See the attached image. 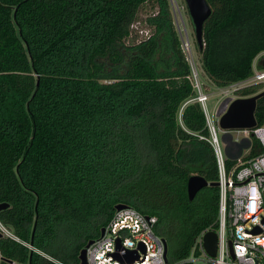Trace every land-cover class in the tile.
I'll return each instance as SVG.
<instances>
[{"label": "trees", "instance_id": "obj_1", "mask_svg": "<svg viewBox=\"0 0 264 264\" xmlns=\"http://www.w3.org/2000/svg\"><path fill=\"white\" fill-rule=\"evenodd\" d=\"M206 1L200 70L220 88L251 76L264 52V0ZM188 73L169 0H0V220L39 251L0 237V264H78L119 203L157 217L167 264H191L219 187ZM254 115L264 125V95ZM236 146L228 168L263 150L251 133ZM194 174L210 184L190 200Z\"/></svg>", "mask_w": 264, "mask_h": 264}, {"label": "built area", "instance_id": "obj_2", "mask_svg": "<svg viewBox=\"0 0 264 264\" xmlns=\"http://www.w3.org/2000/svg\"><path fill=\"white\" fill-rule=\"evenodd\" d=\"M175 14L180 11L176 1L170 0ZM170 3V4H171ZM172 8V10H173ZM172 14V12H171ZM174 14V15H175ZM180 16V12H179ZM181 47L189 66L186 76L191 83L194 96L187 102L199 103L208 129L207 141L212 146L218 176V213L215 227L201 230L194 238L190 254L184 262L191 264H264V125L251 129L223 130L219 126L217 111L222 102L216 103L212 110L208 107L211 93L204 89V84L190 49V40L183 22L176 21ZM146 38L149 31H141ZM257 56L253 61V73L248 78L218 88L221 99L229 98L239 89L252 84L264 85V67L258 68ZM228 135L231 141L225 142L219 137ZM232 131L251 133L263 150L259 154L242 159V152L237 155V162L229 168L226 165V146L230 145L233 154H237L236 144L240 139L233 138ZM200 138H204L200 136ZM157 217L146 215L135 208L125 206L115 209L104 232L93 239L86 248L87 264H167L164 259L163 238L155 232ZM208 231L216 233V252L214 256L204 247V235ZM1 237L22 243L39 252L32 244L22 241L8 226L0 220ZM119 243V245H118ZM131 253L137 257L129 261ZM118 255V256H117ZM48 257V256H47ZM49 259H52L48 257ZM0 250V263L2 261ZM64 264V263H58Z\"/></svg>", "mask_w": 264, "mask_h": 264}, {"label": "water", "instance_id": "obj_3", "mask_svg": "<svg viewBox=\"0 0 264 264\" xmlns=\"http://www.w3.org/2000/svg\"><path fill=\"white\" fill-rule=\"evenodd\" d=\"M187 11L191 18V22L194 29L195 41L197 46L201 49L203 47V23L211 13V8L206 0H184ZM264 95V89L254 95L247 97H236L234 99H226L219 107L217 116H219V126L223 130H236V129H251L256 126L255 108L256 100ZM225 134L222 136V138ZM230 138V137H229ZM208 181L200 175H191L187 181V195L192 200L197 192L203 187L209 185ZM212 185L218 186V182L212 183ZM7 203H0V210L7 207ZM125 204H116L115 209L125 207ZM104 228H101L100 234H103ZM1 237V234H0ZM93 239L89 240L85 247H83L79 253V263L87 264L86 261V248L91 244ZM164 243V259L167 262V243L163 239ZM119 245V243H118ZM204 247L207 253L211 256L216 252V233L215 231H208L204 235ZM118 256V255H117ZM137 257L136 254L131 253L128 257L129 261L134 260Z\"/></svg>", "mask_w": 264, "mask_h": 264}, {"label": "rangeland", "instance_id": "obj_4", "mask_svg": "<svg viewBox=\"0 0 264 264\" xmlns=\"http://www.w3.org/2000/svg\"><path fill=\"white\" fill-rule=\"evenodd\" d=\"M175 1H176V4H177V6H178V8L180 10L179 11L180 12V16H179V12H178V14H175L174 8L172 7V3L170 2V0H169V3H171L170 7H171V12H172L173 26H174V29H175L176 34L178 36V39H179V42H180V47H181V39H180V35H179V32H178V29L176 27V21L177 20H180L181 22H183L185 27H186V30H187V33H188V36H189V40H190L191 54H192L195 62L198 65V70H199V74H200V77H201L200 79H201V81L204 84V89L206 91H208L209 93H211L210 99L208 100V107H209L210 110H212L216 103L220 104L222 102V100L224 102L228 98L221 99V96L218 94V89H217L218 87H215L214 85H212L210 83V81L201 73L200 62H199V54H198V51H197V45H196L197 43L195 41L194 29H193V25H192V22H191V18L189 16L188 11H187V7H186V4H185V1L184 0H175ZM172 8H173V10H172ZM133 29H134V31H138V34H139V36L142 39H147L144 36L145 34H143L141 32L144 29L148 30L149 34L151 36L154 34V27L149 26L146 23H141L140 21L136 22L134 24ZM181 50H182V47H181ZM182 52L185 55L183 50H182ZM258 62H262V65L264 67V54L259 57ZM236 97L237 96L235 95V93L232 94L231 96H229V98H231V99H234ZM222 134H223L222 132H220V131L218 132V135H219L220 138H221ZM231 135L233 136V138L240 139V141L244 137H246V138L250 137V134L248 132H243V131H239V132L232 131ZM229 141H231V139H229ZM246 153H247V149H243L242 155H245Z\"/></svg>", "mask_w": 264, "mask_h": 264}, {"label": "crops", "instance_id": "obj_5", "mask_svg": "<svg viewBox=\"0 0 264 264\" xmlns=\"http://www.w3.org/2000/svg\"><path fill=\"white\" fill-rule=\"evenodd\" d=\"M218 89V88H217Z\"/></svg>", "mask_w": 264, "mask_h": 264}]
</instances>
